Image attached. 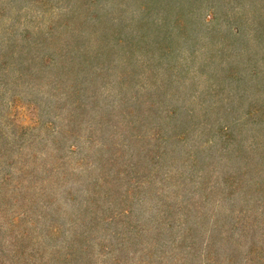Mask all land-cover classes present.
I'll use <instances>...</instances> for the list:
<instances>
[{
  "label": "rangeland",
  "instance_id": "374dc122",
  "mask_svg": "<svg viewBox=\"0 0 264 264\" xmlns=\"http://www.w3.org/2000/svg\"><path fill=\"white\" fill-rule=\"evenodd\" d=\"M71 7L0 0V264H264V88L227 77L244 52L222 10L201 11L200 39L173 70L142 73L155 122L133 123L138 104L112 69L98 109L114 116L73 129L69 106L13 65L23 31ZM225 8L251 19V0ZM256 9L264 15V0ZM252 59L264 76V52Z\"/></svg>",
  "mask_w": 264,
  "mask_h": 264
},
{
  "label": "trees",
  "instance_id": "16d2710c",
  "mask_svg": "<svg viewBox=\"0 0 264 264\" xmlns=\"http://www.w3.org/2000/svg\"><path fill=\"white\" fill-rule=\"evenodd\" d=\"M67 1L73 7L60 20L43 29L23 31L24 44L13 65L23 84L30 87L35 82L48 87V93L57 99V109L69 106L67 121L75 124L73 129L94 113L105 118L110 115V119L114 116L113 111L98 109V96L113 75L112 69L119 74V87L125 85L134 91L130 95V90L126 97L129 106L138 104L133 123L146 126L155 122L158 110L152 106L147 111L140 103L139 93L146 90L143 83L139 84L142 73L145 75L159 63L166 64V71L173 70L171 61L183 44L193 46L200 39L197 31L203 20L201 11L206 7L221 9L225 23L234 30L227 32L241 42L244 53L237 57L235 68L228 71L227 77L242 73L243 84L248 86L255 80L256 88H264V76L253 72L252 64L253 56L259 50L264 52V15L256 9L260 0H251V19L236 8H225L240 0ZM251 20L257 23L254 35L247 37L246 26ZM155 90L156 95L160 89L157 86ZM159 97V104H163L166 95ZM70 133L76 134L75 130Z\"/></svg>",
  "mask_w": 264,
  "mask_h": 264
}]
</instances>
